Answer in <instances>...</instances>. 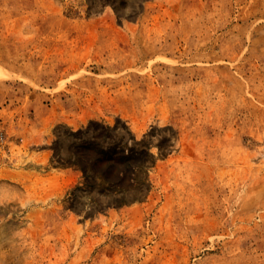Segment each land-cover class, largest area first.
<instances>
[{
  "label": "rangeland",
  "instance_id": "obj_1",
  "mask_svg": "<svg viewBox=\"0 0 264 264\" xmlns=\"http://www.w3.org/2000/svg\"><path fill=\"white\" fill-rule=\"evenodd\" d=\"M0 264H264V0H0Z\"/></svg>",
  "mask_w": 264,
  "mask_h": 264
}]
</instances>
